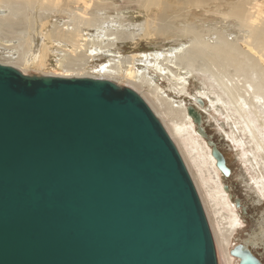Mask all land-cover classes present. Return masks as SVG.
I'll use <instances>...</instances> for the list:
<instances>
[{"label": "water", "instance_id": "95a60500", "mask_svg": "<svg viewBox=\"0 0 264 264\" xmlns=\"http://www.w3.org/2000/svg\"><path fill=\"white\" fill-rule=\"evenodd\" d=\"M187 113L230 178L202 113ZM230 255L263 264L242 244ZM0 264H220L189 169L141 95L0 63Z\"/></svg>", "mask_w": 264, "mask_h": 264}, {"label": "bare ground", "instance_id": "6f19581e", "mask_svg": "<svg viewBox=\"0 0 264 264\" xmlns=\"http://www.w3.org/2000/svg\"><path fill=\"white\" fill-rule=\"evenodd\" d=\"M187 1L192 3V7L204 8L213 0ZM262 1L263 3H261ZM15 2L17 3L15 4ZM81 2H84L86 7H80ZM90 2L93 3L94 1L68 0L62 5L60 0H0V33L14 36L17 26L22 25L24 27L23 32L21 31L20 34L21 37L18 39L21 42L19 46L23 49L22 52H19L18 60H15L14 63L1 64L13 66L18 70L21 69L22 72L33 68L34 70H43L50 66L48 65V59L52 55L57 57V66L63 72L57 75L58 78H80L85 74H83L85 69L90 67V63L98 58L99 54H107L110 60L108 63L93 69L94 74H101L103 78L100 79L131 78L133 74L134 78L130 83L132 85V82H134L133 88L138 84L151 86L153 81L146 76L150 73L149 69H153L155 73L159 72L161 76L168 73L172 78L174 77L177 81L184 83L186 82L185 78L179 76L176 72L172 73L171 68L173 66L179 71L186 72V75L198 73L210 82L211 91H214L211 93L219 94L217 101L237 114L238 124L242 127V132L251 137L250 139L259 148L258 150L264 151L262 145L264 143V12L261 10L262 5L264 6V0H240L230 7L227 13L222 12L219 9L220 7L216 5L218 16L226 21L230 19L235 22L241 35L242 40L240 41L238 38L231 39V36L228 37L226 33L218 30L207 29L205 32L201 31L196 24L191 23L183 29H175L191 41L188 46L174 47L167 52L135 54L132 56L119 55L117 57L114 51L121 41L126 40L136 44L153 40L159 35L165 36L171 33L175 28V20L172 16L180 17L184 10L181 7L177 8L175 4L168 2V0H144L142 8L147 14L153 15L155 7L161 12L157 17L148 19L145 24L127 27L121 21V16L112 18L106 15L110 9V6L106 3L107 1L98 2L99 4L95 6L96 13L91 12ZM36 4L41 5L42 10L58 14L68 13L69 17L65 21L62 20L60 24L52 25V28L45 30L47 23H44L42 19H38L41 24L39 27L38 20L34 19L32 21L27 15V12ZM72 5L75 7H72ZM101 20L104 23L99 24ZM27 30H31L32 34L29 36L24 35L22 38ZM92 30H96L95 35L90 33ZM35 39H38L39 43L35 42ZM27 54L29 55L27 56ZM137 62H140L143 66L142 71L133 69ZM129 65L132 69H129ZM122 68H125V70H122ZM175 86L177 90L182 92L183 87L179 88L178 82ZM155 87V91H152L151 94L155 95L160 105L155 104L152 106L151 103L149 105L153 111L156 109L157 113L164 116L163 121L167 128L171 124L172 127L170 126L169 132H171L172 140H175L178 145L180 142L185 145L193 165L199 161L200 164L210 165L215 169L217 181H220L218 184L221 183L222 186L221 188L218 185L220 189L217 194L225 207L229 208L230 216L228 219L231 229L233 228L230 231V237H232L243 226L239 218L238 208L230 202V196L222 185L224 176L216 167L212 149L208 146L207 141L197 134L196 125L193 118L187 113V107L185 105L175 106L170 103V100L168 102V98L161 97L159 88ZM200 91L202 92V90ZM200 91L198 95L202 94V98L204 97L208 102H214V98L212 99L209 96L210 94L200 93ZM202 98L200 99L203 100L204 98ZM198 99L197 96L194 97L195 107L197 110L199 109L198 111H201L202 108H205V102L204 106L201 107L197 102ZM237 142L235 139L236 144H238ZM199 149H203L205 153H200ZM196 151H198V157L192 156L194 155L193 152ZM185 155L184 158L186 159ZM186 166L187 168L190 167L188 162ZM252 180L254 179L252 178ZM257 181L259 180L257 179ZM254 185L259 184L254 181ZM259 190L261 191V189ZM210 198L212 197L210 196ZM260 235L263 236L264 232L262 231ZM225 241L223 242L227 256L230 261H235L237 258L230 255L232 251L230 248L231 240L227 239ZM261 241L257 235H252L250 239L241 244L253 252L251 246L258 245ZM239 262L240 260H238V264Z\"/></svg>", "mask_w": 264, "mask_h": 264}, {"label": "rangeland", "instance_id": "374dc122", "mask_svg": "<svg viewBox=\"0 0 264 264\" xmlns=\"http://www.w3.org/2000/svg\"><path fill=\"white\" fill-rule=\"evenodd\" d=\"M85 1L87 2L89 0ZM101 1H107L106 3L110 6V9L108 10V13L106 15L112 18L121 16V21L127 27L145 24L148 19L157 17L161 12V10H158V8L155 7L153 15L147 14V12L142 8L144 0H92L93 3H89L92 13H96L95 6H97V4H99L98 2ZM239 1L240 0H213L204 8H195L192 7V3L187 0H168V2H172V4H175L177 8L181 7V9L184 10L183 14L180 17L171 15L173 17V20H175L174 30L176 28L183 29L185 26H189L191 23H194L201 31L205 32L207 29L218 30L226 33L228 37L231 36V39L238 38V40L240 41L242 40L240 37L241 35L235 25V22L230 19H228L227 21L222 19L216 12V5L220 7L219 9H221L222 12L227 13L229 8ZM17 2H15V4ZM66 2H68V0H60V4L62 5H64V3ZM261 3H263V1ZM79 6L86 7V4H84V2H81ZM72 7L75 6L72 5ZM40 8L41 5L36 4V6H33L31 10L27 12V15L32 21H34V19H42L44 23H47V25L45 26V30L52 28V25L60 24L62 20L65 21L69 17L68 13L58 14L55 12H49L47 10L45 11ZM261 10L264 12L263 5L261 7ZM102 23L104 22H102L101 20L99 24ZM38 26H41L39 20ZM23 29L24 27H22V25L17 26L15 29L16 34H14V36H10L9 34L5 35L2 32L0 33V63H14L15 60H18V57L20 55L19 52L23 51V49L19 46L21 42L20 40H18L19 37H21L20 34L23 32ZM174 30L165 36L159 35L153 40H146L136 44L127 42L126 40L121 41L117 49L114 51L115 55L117 57L119 55L132 56L135 54H152L154 52H167L174 47H180L182 45H190L191 41L188 38L183 37L178 30ZM26 32L23 34L22 38L24 37V35L29 36L32 34L31 30H27ZM90 33L95 35L96 30H92L90 31ZM35 42L39 43V40L35 39ZM28 55L29 54H27V56ZM109 60L110 57L107 56V54H99L98 58L90 63V67L85 69V72H83V74H85L82 77L93 79L103 78L101 74H94V71L92 70L98 68V66H101L102 64L108 63ZM48 65L50 66L43 70H34L33 68L29 71L22 72L21 69H19V71L25 75L38 77H57L58 74L63 73L57 66V57L50 55L48 59ZM129 69H132L130 65ZM133 69L135 71H142V69L144 68L140 62H137ZM122 70H125V68H122ZM177 70L178 69L174 66L171 68L172 73L176 72L179 76H182L186 79L185 83L182 81H177L168 73L164 76H161L159 72L155 73L153 69H149L150 73L149 75H146L147 78H151L153 81L151 86H142L138 84V86L133 88L132 85L134 82H132V85L130 84L134 78L133 74L131 78L117 77L115 79H106L122 87H127L134 90L139 95H141L148 104L151 103L152 106L155 104L160 105L157 102L155 95L151 94L152 91H155V86L159 88V95L166 99L168 98V102L170 100V103L174 104L175 106L185 105L187 108L188 106H195L194 97L197 96L199 99L202 98V94L198 95L200 90H202V92L204 93L210 94L209 96L212 99L214 98V102H208V100L203 97L204 99H202L203 102H205V108H202L199 112L203 114V130L206 131L208 138L214 141L217 144L218 148L221 149L226 158L227 166L232 170L230 178L226 179L225 177H223L222 185L224 186V188H229V191L226 193L230 196V202L238 208L240 213L239 218L241 219V223L243 226V228L240 231L234 233L232 237H230V231H232L233 228L231 229V225L228 219L230 216L228 212L229 208L227 206L225 207L222 200L220 201L217 194V191L220 189V187L222 188V186L221 183L218 184L220 181H217L218 178L215 169L210 165L204 166L200 164L199 161H197L196 163L194 162L195 164L193 165V161L192 159L190 160L191 157L188 155V150L185 145L180 142L179 146L175 140L173 142L175 143L177 149L180 151L184 163L186 162L185 165H187V162L190 165L188 169L193 183L195 184V187H197L202 205H204L207 219L210 223L214 236V241L216 242L217 257L220 264H238L237 259H235V261L229 260L224 249V242H226L225 240H231L230 248L231 250H233L236 245L250 239L252 235H257L259 239L263 241L259 243L260 245H252L251 250L259 259H261L262 263L264 264V235H260L262 231L264 232V151L258 150L259 148H257V146H255V144L252 142V139H250L251 137L242 132V127L238 124L239 118L238 116H236L237 114L230 110V108L222 106V104L217 101L219 92L217 93L218 95L211 93L214 91H211V84L207 78L205 79V77L198 73L186 75V72ZM177 82L179 83V88L183 87L182 92L177 90V87L175 86ZM202 92L200 91V93ZM154 113L157 114L166 131L170 135L171 132H169V128L172 127L171 124L168 125L167 128L166 124L163 121L164 116L157 113L156 111ZM196 130L198 131L197 126ZM197 134H199V131L197 132ZM199 136L201 135L199 134ZM235 139L238 141V144L235 143ZM179 140L181 141L180 138ZM262 145L264 147V143H262ZM198 151H200V153L202 154L205 153L203 149H199ZM198 151L193 152L194 155L192 156H197ZM184 155L186 159L184 158ZM196 165H198L199 168H197L198 166ZM200 166L202 169L200 168ZM252 178L254 180H252ZM257 179L259 181H257ZM254 181L258 182L259 185H254ZM259 189H261V191ZM213 193H215L216 195H214ZM210 196L212 198H210ZM236 201L240 202L241 207H238ZM244 209H246V214L244 212ZM213 228H215V230H213ZM221 229L223 230L221 231Z\"/></svg>", "mask_w": 264, "mask_h": 264}]
</instances>
